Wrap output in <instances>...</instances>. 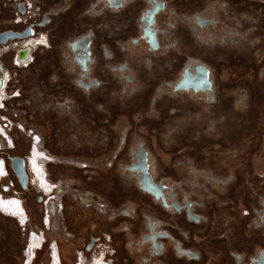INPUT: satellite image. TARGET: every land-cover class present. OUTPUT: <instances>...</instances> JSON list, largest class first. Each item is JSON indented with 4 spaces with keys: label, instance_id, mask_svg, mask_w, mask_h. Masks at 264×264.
I'll use <instances>...</instances> for the list:
<instances>
[{
    "label": "flooded vegetation",
    "instance_id": "flooded-vegetation-1",
    "mask_svg": "<svg viewBox=\"0 0 264 264\" xmlns=\"http://www.w3.org/2000/svg\"><path fill=\"white\" fill-rule=\"evenodd\" d=\"M8 32L30 36L6 44L43 33L48 47L33 53L27 108L12 78L0 107L12 140L0 149V198L23 218L3 213L25 227L21 202L3 196L10 180L21 194L34 183L51 197L52 228L65 185L70 226L82 220L68 187L105 219L67 233L85 239L73 250L81 259L103 243L115 264H264V0H0V35ZM22 122L43 153L16 138ZM34 237L27 264L50 241Z\"/></svg>",
    "mask_w": 264,
    "mask_h": 264
},
{
    "label": "rangeland",
    "instance_id": "rangeland-1",
    "mask_svg": "<svg viewBox=\"0 0 264 264\" xmlns=\"http://www.w3.org/2000/svg\"><path fill=\"white\" fill-rule=\"evenodd\" d=\"M11 44L8 45L9 48ZM12 52L13 51L10 48L9 51L5 53L6 55H4L3 63L5 65L8 62L11 67L15 68L12 63V58H13ZM27 68H23V69H27ZM15 69H18V68H15ZM15 71L18 72L20 71V69L15 70ZM10 75H11V78H13L11 73ZM22 125L24 126V122H22ZM24 129L25 131H28L29 129H32V128H29V127L26 128L24 126ZM26 134L27 133H23L22 131H20L17 133L16 138L21 141L26 142L25 140ZM27 158H30V154L27 155ZM34 167L36 168L34 169L37 174L36 182L39 185H41L43 192H46V189L44 188L45 181L43 179V175H41L40 173L41 171L40 166L39 164L37 165L35 164ZM5 178H4V181H5ZM9 183L11 184L10 186L11 191L9 194L4 195L3 197L18 199L23 205L27 213L28 221H27V225L25 227H22L19 220H17L16 218H13L14 222L17 225L16 226L17 228L16 227L14 228L10 224H2L1 231L4 235V237L2 236L4 239V242L8 241V238H9L8 236H11V234H15L14 240H12L10 243L11 245L13 244L11 247L12 249L11 252H13L12 254L13 259H11L10 262L7 259L8 264H23V263L25 264L24 261L28 259V256L26 254L27 251H30V250L33 251L34 245L39 244V241L36 237H34L32 240L29 238V235L31 232L36 233V234L38 233L39 235H43L45 237L44 239L45 241H47L48 238L50 240L48 242V245L45 243L40 248V250L36 251L34 255L35 259L32 262V264H53L50 258L51 254H50L49 249L51 248V245L53 244L54 241H57L58 243V249H59L58 252H59L62 264H79L80 262L83 264H91L92 260H97V259L99 260L103 259V261L101 260L102 264H115L114 260L112 259L111 261V258L109 256L111 252L109 251V249H107V246H104L107 244H103V243H101V245H98L95 248V250L92 251L89 255L85 254L82 259L78 256V254H74L73 250H76L78 252L80 250L79 247L82 248L84 238L83 236H80L78 237V240L76 239L75 242L73 241L71 242L69 240L70 238L67 237V233H68V236H71L73 233H77L78 231L83 232L84 231L83 229H85L86 226L93 227L92 225L93 223H89L90 218H92L90 221L96 218V220L100 222V223H96L97 227H100V225H102L103 227L105 223V219L97 216V214L92 209H87V207H84L83 203L78 199L79 197L75 196L77 194L73 192L71 187H68V190L66 189L67 193L69 194L68 198L70 199V202H71V210L74 214H76V216H79V218H81L83 222V223L78 222L79 224H77V227H78L77 229H75L74 226H70L68 222L65 220L63 209L60 213V207L64 206V202L62 201L65 200V191L63 189V188H66L65 185L62 186L61 192L58 191L59 193L57 195L56 194H54V196L52 195L53 201L55 202V206H56V213L52 215L51 225H53V227L48 228L46 225L47 217L49 215V213H47V207H48V204H49L48 202L51 197L45 196L42 192H40L34 183L31 184L30 194H21L18 188L12 186L13 183L11 180ZM75 184L77 185V183ZM59 189L61 188L59 187ZM62 195H64L63 198H62ZM71 196H74V197L71 198ZM39 198H42L41 202L38 201ZM5 201L6 200H3L0 198V213L1 214H5V213L14 214V211L12 210H8V209L4 210L2 207V204L12 206L14 204L18 205V203L15 200H9L7 202ZM2 211L5 213H3ZM5 215L8 216L7 214ZM84 222H86L85 225H82L84 224ZM102 230L103 229L101 228V232Z\"/></svg>",
    "mask_w": 264,
    "mask_h": 264
},
{
    "label": "built area",
    "instance_id": "built-area-1",
    "mask_svg": "<svg viewBox=\"0 0 264 264\" xmlns=\"http://www.w3.org/2000/svg\"><path fill=\"white\" fill-rule=\"evenodd\" d=\"M27 6L30 7L29 4H27ZM20 19H21L20 17L16 18L15 22H19ZM9 44L0 46V89H1L0 107H2V103L4 102V99L6 98V90L11 81L10 72L3 63L4 55H6L5 53H7L9 49L11 48V50L13 51L12 52L13 53V58H12L13 66L18 69L27 68L33 61V53L37 51L38 49H46L48 47V40L45 34L39 33L35 37L28 38L22 41L12 42L10 48L8 46ZM17 127L23 133H27L26 137L29 139L31 143L30 154L32 153L34 148L35 150L39 148L37 150L43 153L40 138L39 139L36 138V135L38 134L33 132L31 129H29L28 131H25L24 126L22 124H19ZM11 146H12V140L10 139L8 133L6 132L5 129L0 127V149L9 148ZM0 170H3L5 172L2 160H0ZM4 176L5 174L2 175V178ZM53 248L54 246L52 244L50 248V254H51L50 256L53 257V259L51 258L52 263L54 260ZM56 263L60 264L57 259H56Z\"/></svg>",
    "mask_w": 264,
    "mask_h": 264
},
{
    "label": "trees",
    "instance_id": "trees-1",
    "mask_svg": "<svg viewBox=\"0 0 264 264\" xmlns=\"http://www.w3.org/2000/svg\"><path fill=\"white\" fill-rule=\"evenodd\" d=\"M5 66L7 67V69L9 70V72L13 76L12 82L14 83V81H15L14 84L16 86L20 87V89H21V97L18 100L20 101V106L23 109H25V108H27L26 105H27V102L29 101V98L31 96L32 89H33L32 88V76H33L32 67L29 66L27 69H23V70L20 69V71L17 72L15 70H18V69L11 67L8 62L5 64ZM49 170L53 175L54 172L52 171L53 169L50 166H49ZM116 198H117L118 202L121 201L122 199H124L119 195ZM2 224H10L14 228L17 225L14 222L13 218L0 214V225H1L0 226V264H8L7 259L9 260V262L11 261V259H13V257H12L13 252H11V250H12L11 247L13 244L11 245L10 243L12 240H14L15 234H11V236H8L9 237L8 241L4 242V239H3L4 235L1 231L2 230Z\"/></svg>",
    "mask_w": 264,
    "mask_h": 264
},
{
    "label": "water",
    "instance_id": "water-1",
    "mask_svg": "<svg viewBox=\"0 0 264 264\" xmlns=\"http://www.w3.org/2000/svg\"><path fill=\"white\" fill-rule=\"evenodd\" d=\"M30 34L24 32L23 35H17L13 34L11 32L4 33L0 35V45L6 44L8 41H13L17 39H24L29 37ZM12 168L13 172L17 177V180L21 184L23 188L26 186V178L24 176V171H23V160L21 159H13L12 160ZM139 169H141L145 173L146 167L143 165V163L139 164ZM140 188L144 191L154 193L156 190V187L152 184V182L148 178H143L140 180Z\"/></svg>",
    "mask_w": 264,
    "mask_h": 264
},
{
    "label": "bare ground",
    "instance_id": "bare-ground-1",
    "mask_svg": "<svg viewBox=\"0 0 264 264\" xmlns=\"http://www.w3.org/2000/svg\"><path fill=\"white\" fill-rule=\"evenodd\" d=\"M29 165H30V163H29ZM33 166H35V164L34 165H30V167L33 169L32 170V173L34 174V168L35 167H33ZM36 169V168H35ZM0 178H2V173H4V171L3 170H0ZM40 173H41V171H40ZM44 176V175H43ZM41 189H42V187H40ZM44 188H45V186H44ZM43 190V189H42ZM5 202H7V201H5ZM2 207H3V209L4 210H12V211H14V214H15V216L18 218V219H22L23 218V216L22 215H20L18 212L19 211H16L17 210V206L16 205H14V206H11V205H4V204H2ZM30 252H31V250L30 251H27V256H28V259H26V261H25V264H27V260L29 261V258H30ZM53 259V258H52ZM56 259L57 258H54V260H53V264H56Z\"/></svg>",
    "mask_w": 264,
    "mask_h": 264
}]
</instances>
